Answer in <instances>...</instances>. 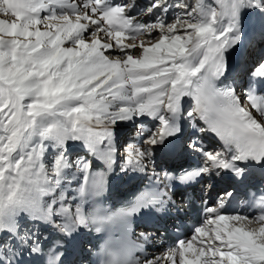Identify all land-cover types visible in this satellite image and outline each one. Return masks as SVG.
Segmentation results:
<instances>
[{
    "label": "snow or ice",
    "instance_id": "6c2138e0",
    "mask_svg": "<svg viewBox=\"0 0 264 264\" xmlns=\"http://www.w3.org/2000/svg\"><path fill=\"white\" fill-rule=\"evenodd\" d=\"M0 264H264V0H0Z\"/></svg>",
    "mask_w": 264,
    "mask_h": 264
},
{
    "label": "bare ground",
    "instance_id": "6f19581e",
    "mask_svg": "<svg viewBox=\"0 0 264 264\" xmlns=\"http://www.w3.org/2000/svg\"><path fill=\"white\" fill-rule=\"evenodd\" d=\"M125 134H127L128 135V133L126 132Z\"/></svg>",
    "mask_w": 264,
    "mask_h": 264
},
{
    "label": "rangeland",
    "instance_id": "374dc122",
    "mask_svg": "<svg viewBox=\"0 0 264 264\" xmlns=\"http://www.w3.org/2000/svg\"><path fill=\"white\" fill-rule=\"evenodd\" d=\"M126 133V132H125Z\"/></svg>",
    "mask_w": 264,
    "mask_h": 264
}]
</instances>
